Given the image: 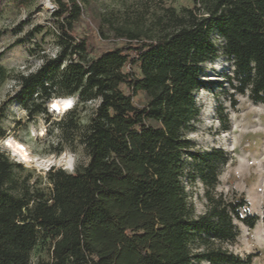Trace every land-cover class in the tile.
Returning a JSON list of instances; mask_svg holds the SVG:
<instances>
[{
    "label": "trees",
    "instance_id": "obj_1",
    "mask_svg": "<svg viewBox=\"0 0 264 264\" xmlns=\"http://www.w3.org/2000/svg\"><path fill=\"white\" fill-rule=\"evenodd\" d=\"M52 1L58 51L17 77L14 100L29 119L50 121L48 104L74 97L58 123L61 142L79 140L89 160L74 172L53 166L41 175L0 150V264H33L39 245L50 258L36 264H251L254 254L243 259L223 245L236 240V221L254 228L259 216L246 211L243 197L212 192V163L226 156L194 152L188 133L201 111L196 93L208 87L204 66L221 51L231 65L224 79L232 96L264 104V0H191L166 9L146 31L118 29L121 43L95 55L78 32L82 2ZM94 101L82 125L76 107ZM186 157L204 164L203 215L189 202Z\"/></svg>",
    "mask_w": 264,
    "mask_h": 264
},
{
    "label": "rangeland",
    "instance_id": "obj_2",
    "mask_svg": "<svg viewBox=\"0 0 264 264\" xmlns=\"http://www.w3.org/2000/svg\"><path fill=\"white\" fill-rule=\"evenodd\" d=\"M80 1L84 13L78 32L88 39L93 55L106 45L121 43L118 29L146 31L155 17L166 9L180 10L191 3V0ZM54 11L52 0H34L29 4L0 0V52L5 51L0 59V67L4 69V73H0V107L8 103L6 116L0 120V150L41 175L53 166L74 172L89 160L79 140L61 142L62 131L58 123L65 113L64 116L51 113L50 121H46L44 115L29 119L27 111L14 100L20 88L17 77L35 71L43 64L45 56L54 57L58 51L52 18ZM213 39L219 46L223 45L220 37L215 35ZM230 71L231 65L222 51L215 60L205 64L203 78L208 87L196 93V103L201 111L196 128L188 133V138L196 153L221 149L226 156L225 161L212 163L218 169V183L212 192L228 200L243 197L248 203L246 211L259 216L254 228L236 221L238 236L235 241L224 244V248L243 259L254 254L251 264H264V104L254 103L244 95L233 97V91L224 79ZM142 98L140 95L136 101ZM234 99L238 101L236 106L231 103ZM98 104L99 101H94L77 105L82 125L89 123ZM10 138L24 144L40 160H58L66 154L72 159V167L69 169L56 162L48 166L25 162L15 154ZM61 147L63 151L57 152ZM203 165L198 160L185 158V185L196 215H203L208 207V190L198 174ZM246 211L243 209L242 213ZM49 258L48 250L41 245L32 253L33 264Z\"/></svg>",
    "mask_w": 264,
    "mask_h": 264
},
{
    "label": "bare ground",
    "instance_id": "obj_3",
    "mask_svg": "<svg viewBox=\"0 0 264 264\" xmlns=\"http://www.w3.org/2000/svg\"><path fill=\"white\" fill-rule=\"evenodd\" d=\"M52 103H54L55 108L58 109L60 113H64L65 111L70 109L73 104V100L71 98H56L52 101ZM53 110L56 111L55 109ZM9 143L13 148L15 154L18 155L19 158H21L25 162H37L39 164L42 163V165L46 166L56 162L59 164L67 165V168L69 169L72 167V159L69 157L67 158L68 155L66 154L60 157L58 160L53 158L49 160H40L39 158L34 157L29 152L28 148L17 140L10 138Z\"/></svg>",
    "mask_w": 264,
    "mask_h": 264
},
{
    "label": "built area",
    "instance_id": "obj_4",
    "mask_svg": "<svg viewBox=\"0 0 264 264\" xmlns=\"http://www.w3.org/2000/svg\"><path fill=\"white\" fill-rule=\"evenodd\" d=\"M69 98H71V99L73 100V104H72V106L70 107V109H68V110L65 111L64 113H66V112L72 110V109L75 107V105H76V100L74 99V97H69ZM48 106H49V111H50V113L57 114V115H63V114H64V113H60L59 110L55 108L54 103L50 102V103L48 104ZM53 109H55L56 111H54Z\"/></svg>",
    "mask_w": 264,
    "mask_h": 264
}]
</instances>
